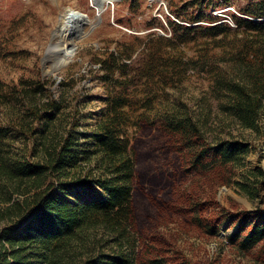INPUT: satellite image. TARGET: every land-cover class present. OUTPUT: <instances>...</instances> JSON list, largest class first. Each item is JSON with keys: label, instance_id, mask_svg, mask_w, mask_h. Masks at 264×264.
Segmentation results:
<instances>
[{"label": "trees", "instance_id": "obj_1", "mask_svg": "<svg viewBox=\"0 0 264 264\" xmlns=\"http://www.w3.org/2000/svg\"><path fill=\"white\" fill-rule=\"evenodd\" d=\"M172 1L164 24L151 15L142 34L102 38L59 81L20 46L29 16L0 21V264H199L158 227L216 235L214 190L231 184L255 206L232 214L229 243L264 264V168L246 167L243 136L264 139V0L227 19L215 11L232 0ZM193 74L216 127L171 99ZM81 78L104 89L89 123Z\"/></svg>", "mask_w": 264, "mask_h": 264}, {"label": "rangeland", "instance_id": "obj_2", "mask_svg": "<svg viewBox=\"0 0 264 264\" xmlns=\"http://www.w3.org/2000/svg\"><path fill=\"white\" fill-rule=\"evenodd\" d=\"M170 1L172 0H116L108 4L99 16V23L91 31L89 25L81 31V33L88 34L75 38L76 33L70 31L63 35L61 40L68 48L75 47V49L71 51V59L56 71H53L52 66L56 64L59 58L56 51L60 48L52 49L51 56L44 63H42V57L50 43L54 45L51 48L61 47L51 37L59 24L60 15L70 7V10H78L86 14L91 23H96V10L90 4V0H0V21L10 19L20 13L29 16V28L24 30L20 38V46L28 50L32 61L35 58L38 59L45 75H50L59 81L68 71H83L88 58L87 53L84 52L85 48L92 46L100 50V46L103 44L102 38L112 39L122 36L124 33L142 34L146 32L143 23L149 20L151 15L164 24L165 15L172 17L168 7ZM178 2L180 0H173L171 3ZM245 2L246 0H232V6L223 9L222 12L220 10L215 11V13L223 15L227 19V9L235 11L237 6L243 5ZM117 21H120L121 24H118ZM153 29L162 33V30L158 28L154 27ZM97 31L98 34H96ZM77 61L79 64H75ZM0 74L6 75V70L2 64L0 65ZM88 76L86 74V77ZM83 83L84 87H82ZM75 89H83V91L93 95V100L85 106L88 116L87 123H89L93 120L90 117H94L100 107V98L104 91L103 86L98 80L81 78L76 81L73 90ZM170 93L172 100L181 98L197 115L206 116V113H209L210 124L214 127L217 126L218 107L209 95L208 83L203 75L193 74L178 88L172 89ZM234 133H236L235 130ZM243 136L247 137L251 143V149L246 158V167L260 165L264 168V139L245 131ZM142 163L141 160L139 165L142 166ZM214 195L218 206L216 210L220 212L221 209H224L221 213L224 220L217 224V234L210 236L193 231L186 233L181 231L174 222L159 226L158 230L163 231L172 242L169 252L175 253L178 255L177 257L186 256L192 263L197 262L199 264H263L254 257L255 253H238L228 240V236L237 227L236 218H233L232 214L239 210H253L255 205L246 197L238 194L233 184L218 187L214 190Z\"/></svg>", "mask_w": 264, "mask_h": 264}, {"label": "bare ground", "instance_id": "obj_3", "mask_svg": "<svg viewBox=\"0 0 264 264\" xmlns=\"http://www.w3.org/2000/svg\"><path fill=\"white\" fill-rule=\"evenodd\" d=\"M74 15H77L74 10H65V12L60 15L59 24L54 31L53 40L55 39L57 43L61 45V47L51 48V46L54 45H50L48 56H51L50 54L52 53V49L60 48L61 50L59 49L58 51H56L59 56L56 64H64L68 60H70V56L72 54L71 51L73 50L72 47L68 48L64 41L61 40L63 38V35L68 34L70 31L74 33H77L78 31L81 32L85 26L90 24L89 19L86 20L85 18L78 15L74 17Z\"/></svg>", "mask_w": 264, "mask_h": 264}, {"label": "water", "instance_id": "obj_4", "mask_svg": "<svg viewBox=\"0 0 264 264\" xmlns=\"http://www.w3.org/2000/svg\"><path fill=\"white\" fill-rule=\"evenodd\" d=\"M113 1H116V0H90V4L95 8V10H96V17H97V22L96 23H91L90 22V24H89V26H90V31L99 23V21H100V14L106 9V7H107V5L108 4H110V3H112ZM70 7H68L67 9H69ZM66 9V10H67ZM74 12L78 15V16H80V17H83V18H85L86 20H88L89 18H88V16L86 15V14H84V13H81L80 11H78V10H74ZM77 15H74V17H76ZM90 20V19H89ZM70 24H71V21H70ZM81 31V30H80ZM86 34H88V33H84V32H77L76 34H75V38H79V37H82V35L84 36V35H86ZM53 35H54V33L52 34V40H53ZM50 45H51V43L48 45V47L46 48V50H45V52H44V55H43V57H42V63H44L45 62V60L49 57L48 56V53H49V51H50ZM75 49V47L73 48V50ZM72 50V51H73ZM72 55V54H71ZM71 59V58H70ZM66 63H64V64H54L53 66H52V68H53V71H56V70H58L60 67H62V66H64Z\"/></svg>", "mask_w": 264, "mask_h": 264}]
</instances>
